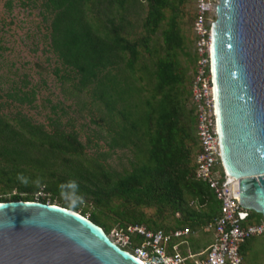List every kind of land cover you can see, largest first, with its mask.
Returning <instances> with one entry per match:
<instances>
[{"label": "trees", "instance_id": "1", "mask_svg": "<svg viewBox=\"0 0 264 264\" xmlns=\"http://www.w3.org/2000/svg\"><path fill=\"white\" fill-rule=\"evenodd\" d=\"M185 1L147 0L144 29L148 37L166 20L165 10L170 11L167 28L163 31L166 53L148 75L147 89L144 85L138 88L136 83L142 79L134 76L138 43L123 34L124 17L121 16H125L129 0H42L44 17L51 19V51L64 68L75 73L78 89L91 87L94 97L104 101L109 116L121 117L117 124L120 131L111 135L110 146H133L134 160L131 169L118 173L102 161V155L87 156L73 133L49 131L21 112L13 119L0 114V202L22 200L57 205L54 204L56 197L69 194L77 198L70 202L60 198L59 206L86 218V210L81 209L80 202L90 198L98 209L118 210L122 217L116 220L119 227L139 224L151 231L166 232L189 229L191 235L206 230L220 213V201L215 191L195 176L196 156L200 151L197 116L193 104L186 111L189 97L192 102L197 63L195 36L193 55L185 52L194 66L190 90L185 97L181 87L183 77L177 71L178 52L187 49L178 21L182 12L180 5ZM104 3L108 6L103 7ZM103 12L109 17L107 25L99 18ZM194 19L195 13L192 28ZM149 38L143 39L147 47ZM126 54L130 55L127 62ZM122 65L130 70L127 79L125 72H119ZM116 69L119 71L114 74ZM143 91H147V95L144 96ZM8 94L22 106L32 104L35 97L34 91L18 88ZM42 187L51 196L36 200ZM14 189H18L17 194L5 195ZM120 206L124 208L121 211ZM127 206L155 208L160 217L153 219L141 213L128 218ZM89 219L107 234L113 228L95 215ZM263 221L262 214L250 211L251 223ZM193 238H187L189 247L198 252L192 244ZM132 240L139 244L143 238L133 236ZM250 241L241 248L244 262ZM185 248L181 249L185 251Z\"/></svg>", "mask_w": 264, "mask_h": 264}, {"label": "water", "instance_id": "2", "mask_svg": "<svg viewBox=\"0 0 264 264\" xmlns=\"http://www.w3.org/2000/svg\"><path fill=\"white\" fill-rule=\"evenodd\" d=\"M211 69L223 167L264 217V0H219ZM0 264L144 263L79 213L20 200L0 202Z\"/></svg>", "mask_w": 264, "mask_h": 264}, {"label": "rangeland", "instance_id": "3", "mask_svg": "<svg viewBox=\"0 0 264 264\" xmlns=\"http://www.w3.org/2000/svg\"><path fill=\"white\" fill-rule=\"evenodd\" d=\"M41 2L42 0H0V114L8 115L13 119L18 116L17 113L21 112L27 115L33 123L42 124L49 131L73 133L84 146L83 150L87 156L102 155V161L118 173L131 169L134 147L112 148L110 146L111 135L120 131L117 124L121 122V117H110L104 101L94 97L91 87L88 90H80L76 87L75 73L64 68L51 51V19H45ZM106 6L108 5L104 3L103 7ZM127 6L125 16H121L124 17L121 24L124 28L123 34L130 41L138 43L134 76L142 81L137 82L136 86L141 88L140 86L144 85L148 89V75L155 69L157 61L166 53L163 31L167 28L170 11L165 10L166 20L149 38L148 32L144 29L148 13L147 0H129ZM180 6L182 12L178 16V21L183 30L182 35L187 49L178 52L177 59L180 65L177 71L183 77L181 87L183 97H185L190 90L194 69L190 57L185 52L193 55L192 42L195 35L192 23L196 12V0H186L184 5ZM104 14V12L99 14V18L105 23L104 25H107L109 17ZM146 38H149V47L144 44L143 39ZM128 58L130 55L124 57L125 62ZM121 67L120 71L116 69L113 73L125 72L124 76L127 79L130 70L125 65ZM16 88L27 92L34 91L35 97L32 104L22 106L19 101L9 98L8 93ZM142 94L147 95V91H143ZM188 99L186 101L187 112L192 107L191 99ZM118 107L121 108V104ZM17 192L18 189H14L5 195L10 196ZM1 193L0 191V195ZM50 196L51 193L42 187L37 192L36 200ZM60 198L70 202L74 201L77 196L61 195L56 197L54 204H60L58 203ZM81 200L80 207L86 210L87 219L95 215L110 227L112 226V230L119 227L116 220L122 217L118 214V210L112 212L110 209H98L90 198ZM122 207H119V211L124 209ZM127 207L130 213L128 218L137 217L141 213L153 219L160 217L155 208ZM112 230L109 237H113ZM190 236L194 237L192 244L197 247L198 252L207 248L213 240V235L205 228ZM246 248L247 255L244 264H264V238L251 239Z\"/></svg>", "mask_w": 264, "mask_h": 264}, {"label": "built area", "instance_id": "4", "mask_svg": "<svg viewBox=\"0 0 264 264\" xmlns=\"http://www.w3.org/2000/svg\"><path fill=\"white\" fill-rule=\"evenodd\" d=\"M218 3L219 0H196L193 24L197 63L192 104L200 142L195 176L208 184L220 201L219 215L206 227L213 240L201 252H193L187 239L189 229L151 231L145 225L131 224L112 230L110 239L144 264H243L242 246L250 239L264 237V221L250 222L251 210L241 205L240 182L222 164L211 69L212 23ZM133 236L142 237V243L135 244ZM182 246H187L185 251Z\"/></svg>", "mask_w": 264, "mask_h": 264}, {"label": "crops", "instance_id": "5", "mask_svg": "<svg viewBox=\"0 0 264 264\" xmlns=\"http://www.w3.org/2000/svg\"><path fill=\"white\" fill-rule=\"evenodd\" d=\"M211 243H212V242H211ZM211 243H210V244H211ZM210 244H209V245H210ZM207 247H208V246H207Z\"/></svg>", "mask_w": 264, "mask_h": 264}, {"label": "bare ground", "instance_id": "6", "mask_svg": "<svg viewBox=\"0 0 264 264\" xmlns=\"http://www.w3.org/2000/svg\"><path fill=\"white\" fill-rule=\"evenodd\" d=\"M87 219V218H86ZM101 228V227H100ZM110 238V237H109Z\"/></svg>", "mask_w": 264, "mask_h": 264}]
</instances>
